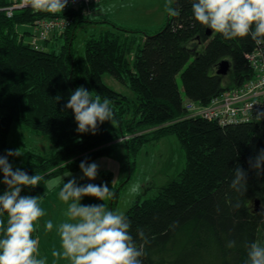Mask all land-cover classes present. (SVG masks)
Here are the masks:
<instances>
[{"label":"trees","instance_id":"trees-1","mask_svg":"<svg viewBox=\"0 0 264 264\" xmlns=\"http://www.w3.org/2000/svg\"><path fill=\"white\" fill-rule=\"evenodd\" d=\"M172 1L180 15H168L160 30L145 33L139 41L129 34L139 30L109 21L115 29L90 35L80 55L74 52L75 30L90 21L87 11H69L73 22L55 33L54 39L64 41L56 49L47 47L48 41L39 46L29 42V25L51 13L26 7L8 17L1 10L0 155L14 150L8 139L14 124L51 141L54 152L30 151L18 166L44 177L35 189L24 188L25 194L38 196L50 178L78 169L84 160L111 154L120 137L132 169L146 143L175 134L186 154L185 168L155 196L134 202L126 212L131 234L144 252L142 264H200L207 249L218 251L220 264H245L246 246L264 240V172L258 175L249 165L264 149V120L223 124L188 116L186 101L207 104L250 79L254 70L247 54L257 43L251 37L225 39L194 19L189 0ZM224 59L231 65L221 75L217 69ZM105 74L128 86L132 95L108 84ZM80 86L114 102L117 129L104 122L95 135L76 131L73 112L65 106L70 92ZM237 165L247 174L246 191L230 187ZM105 178L102 184L118 192L112 173ZM5 188L0 184V191ZM228 241H236V247L228 248Z\"/></svg>","mask_w":264,"mask_h":264},{"label":"clouds","instance_id":"clouds-1","mask_svg":"<svg viewBox=\"0 0 264 264\" xmlns=\"http://www.w3.org/2000/svg\"><path fill=\"white\" fill-rule=\"evenodd\" d=\"M68 3L69 0H35L32 6L36 11L61 14ZM189 3L194 19L208 30L222 34L225 39L251 37L264 44V0H189ZM165 11L172 17L180 15L171 6V0ZM60 99L56 97L57 102ZM113 103L80 86L70 92L65 107L72 110L78 133L95 135L105 121L116 124ZM20 155V150H7L0 155L3 177L0 184L6 186L0 191V264H48L47 257L40 254L39 238L34 236L47 213L40 205V197L24 192L25 187L35 189L44 177L14 168L9 158ZM249 165L258 175L264 172V149L249 160ZM79 168L84 178H97V163L84 160ZM246 176L237 165L231 189L246 191ZM58 195L66 206L65 219L58 224L52 219L43 221L44 232L55 231L60 239V249L52 252L53 257L67 260L68 264H142L144 252L131 234V220L123 211L112 210L105 203L115 196L107 184H79L75 178L63 180ZM84 197H95L103 203L82 204ZM138 236L146 242L142 230ZM227 247L235 248L236 241H228ZM246 247L245 264H264V240L252 241Z\"/></svg>","mask_w":264,"mask_h":264},{"label":"rangeland","instance_id":"rangeland-1","mask_svg":"<svg viewBox=\"0 0 264 264\" xmlns=\"http://www.w3.org/2000/svg\"><path fill=\"white\" fill-rule=\"evenodd\" d=\"M169 3L170 0H98L93 4L86 5L90 21L80 24L75 30L74 52L77 55L84 53L85 40L90 35L115 29L109 21L127 29L139 30L129 34L136 35L137 39L141 41L145 38V33L152 34L164 26L168 17L165 8ZM172 3L171 0V5ZM54 36L55 34L48 40L47 47L53 45L54 48L58 49L64 41L61 38L54 39ZM104 80L115 89L132 95L130 88L112 75L105 74ZM178 81L183 92L180 75H178ZM105 124L113 129L118 128L116 124L113 125L108 121H105ZM8 139L14 150L22 152L19 157H11L13 167L21 166L28 158L30 151L44 155L55 151L47 137L32 128L19 124L12 126ZM88 162H95L99 165L95 180L84 178L80 168L68 170L50 178L46 182V186L39 192L40 205L47 215L41 219L40 229L35 236L40 241V254L47 257L48 264H68L67 260L52 256L53 251L60 249L59 236L55 231L46 234L43 230V221L52 219L54 224H58L65 219L66 206L60 201L58 195L63 180L67 182L75 178L79 184H102L106 182V174L112 173L113 190H116L117 186L119 190L116 191L115 197L105 203L110 209L123 211L126 214L134 202L155 196L160 187L166 185L178 172L185 168L186 154L177 135L170 134L159 140L146 143L131 169L128 164L123 137H120L113 142L111 154L98 155ZM69 173H71L70 176L64 177ZM81 202L82 204L103 203L95 197H84ZM112 202H114L113 205ZM203 253L205 256L200 259V264H220L221 257L217 250L207 249Z\"/></svg>","mask_w":264,"mask_h":264},{"label":"built area","instance_id":"built-area-1","mask_svg":"<svg viewBox=\"0 0 264 264\" xmlns=\"http://www.w3.org/2000/svg\"><path fill=\"white\" fill-rule=\"evenodd\" d=\"M98 0H69L61 14H50L34 20L29 25L32 29L30 43L39 46L48 41L56 32H63L73 22L69 14L71 9L88 10ZM35 0H7L0 4L8 17L16 10L33 7ZM83 7V8H82ZM254 70V75L241 86L232 88L214 96L207 104L186 101L188 116H205L218 119L221 123L264 120V44H256L253 51L247 54Z\"/></svg>","mask_w":264,"mask_h":264},{"label":"water","instance_id":"water-1","mask_svg":"<svg viewBox=\"0 0 264 264\" xmlns=\"http://www.w3.org/2000/svg\"><path fill=\"white\" fill-rule=\"evenodd\" d=\"M230 61L227 59H224L220 62L219 68L217 69V73L218 74H227L229 72L230 69ZM259 200H257L258 202Z\"/></svg>","mask_w":264,"mask_h":264}]
</instances>
